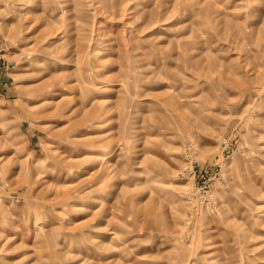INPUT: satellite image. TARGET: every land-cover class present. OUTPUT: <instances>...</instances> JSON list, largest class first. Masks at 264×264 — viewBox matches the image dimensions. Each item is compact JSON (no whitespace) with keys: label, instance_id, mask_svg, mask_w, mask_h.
Masks as SVG:
<instances>
[{"label":"rangeland","instance_id":"obj_1","mask_svg":"<svg viewBox=\"0 0 264 264\" xmlns=\"http://www.w3.org/2000/svg\"><path fill=\"white\" fill-rule=\"evenodd\" d=\"M0 264H264V0H0Z\"/></svg>","mask_w":264,"mask_h":264}]
</instances>
